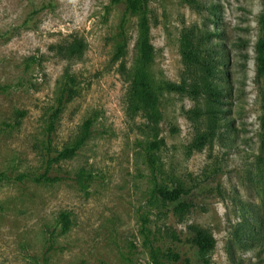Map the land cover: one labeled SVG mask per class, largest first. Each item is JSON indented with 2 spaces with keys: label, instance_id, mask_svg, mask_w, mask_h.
Listing matches in <instances>:
<instances>
[{
  "label": "rangeland",
  "instance_id": "rangeland-1",
  "mask_svg": "<svg viewBox=\"0 0 264 264\" xmlns=\"http://www.w3.org/2000/svg\"><path fill=\"white\" fill-rule=\"evenodd\" d=\"M263 13L264 0H148L154 138L127 111L138 16L114 0H0V264H264ZM75 39L83 53L66 58ZM193 225L214 239L204 259Z\"/></svg>",
  "mask_w": 264,
  "mask_h": 264
},
{
  "label": "trees",
  "instance_id": "trees-1",
  "mask_svg": "<svg viewBox=\"0 0 264 264\" xmlns=\"http://www.w3.org/2000/svg\"><path fill=\"white\" fill-rule=\"evenodd\" d=\"M117 3H123L126 14L136 15L139 18V38H138V62L133 73L126 74L125 79L128 81L127 90V111L131 114L139 113L145 120V126L152 133L154 138L158 137V124L160 121L159 96L153 89L151 82L146 72V66L149 64L152 57V46L149 43V28L146 16L148 0H114ZM260 22L264 27V13L260 17ZM124 27L121 25L119 32L114 37L115 46L111 57L113 63H118V70L121 75L126 72V66L122 63V58L126 54L127 40L124 32ZM212 35V34H211ZM214 35V34H213ZM85 44L82 40L75 39L64 46H60L59 50L66 58L78 57L83 53ZM261 56L259 57L260 70L264 72V42L261 44ZM204 70L209 75H213L208 64L203 65ZM69 83V82H68ZM65 83V84H68ZM166 87L170 90L179 89L173 84H167ZM219 84L215 82H203L202 93L204 96L216 104L218 96L221 94ZM60 107L57 106L49 116V130L53 129V119L56 117ZM164 143L162 138L155 139L150 142L151 149H158ZM79 147V143L74 146H68L62 149L54 157L57 161L59 158H68ZM155 193L164 201L175 206V209L182 210L187 206L182 200L184 193L183 188L176 186L169 188L167 186L156 187ZM191 235L189 243L197 250L199 256L204 259L214 246L212 235L205 229L193 225L190 227ZM187 261V259H186Z\"/></svg>",
  "mask_w": 264,
  "mask_h": 264
}]
</instances>
